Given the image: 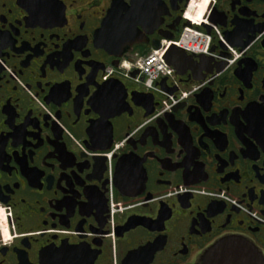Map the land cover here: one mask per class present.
<instances>
[{"label": "flooded vegetation", "instance_id": "obj_1", "mask_svg": "<svg viewBox=\"0 0 264 264\" xmlns=\"http://www.w3.org/2000/svg\"><path fill=\"white\" fill-rule=\"evenodd\" d=\"M197 6L210 53L148 85ZM0 213V264L264 261V0H0Z\"/></svg>", "mask_w": 264, "mask_h": 264}, {"label": "built area", "instance_id": "obj_2", "mask_svg": "<svg viewBox=\"0 0 264 264\" xmlns=\"http://www.w3.org/2000/svg\"><path fill=\"white\" fill-rule=\"evenodd\" d=\"M187 17L191 20V24L182 29L178 38L163 40L162 46L154 49L139 64L142 73L146 75L148 85L152 86L156 80L161 79L163 76L173 75L174 69L168 65L164 58L165 52L171 44H175L190 53H209L212 36L201 27L202 19H198L194 14H188ZM205 22L207 23V20ZM233 53L235 58L239 56L236 50H233ZM169 106L170 101L164 100L162 108L167 109Z\"/></svg>", "mask_w": 264, "mask_h": 264}, {"label": "water", "instance_id": "obj_3", "mask_svg": "<svg viewBox=\"0 0 264 264\" xmlns=\"http://www.w3.org/2000/svg\"><path fill=\"white\" fill-rule=\"evenodd\" d=\"M118 8L121 7H119L117 4H113L112 8L109 11L105 24H114L118 21L117 17H115L119 12ZM133 8L134 6L130 7L127 4L123 5V9L127 11L125 15H122L124 20L128 21L133 18L130 14ZM206 27L208 30H210L209 25H207ZM173 37L174 36H170L168 38ZM131 40L133 41V38L130 39V42ZM154 46L159 47V43L154 44ZM175 54L183 55L186 54V52L175 45H171L165 54L166 61L178 71L180 65L179 61L175 57ZM162 81H165V79H163ZM229 250H231V252H228ZM207 260L209 261H207V263L205 264H264L261 255L256 252L255 248H253L249 244H218L216 247L210 250L209 254L207 255Z\"/></svg>", "mask_w": 264, "mask_h": 264}, {"label": "bare ground", "instance_id": "obj_4", "mask_svg": "<svg viewBox=\"0 0 264 264\" xmlns=\"http://www.w3.org/2000/svg\"><path fill=\"white\" fill-rule=\"evenodd\" d=\"M197 9H198V8H197ZM201 10H202V6H201ZM198 14H201V13H200V10H199V13H197V16H198ZM199 16H200V15H199Z\"/></svg>", "mask_w": 264, "mask_h": 264}, {"label": "rangeland", "instance_id": "obj_5", "mask_svg": "<svg viewBox=\"0 0 264 264\" xmlns=\"http://www.w3.org/2000/svg\"><path fill=\"white\" fill-rule=\"evenodd\" d=\"M198 17H199V14H198Z\"/></svg>", "mask_w": 264, "mask_h": 264}]
</instances>
